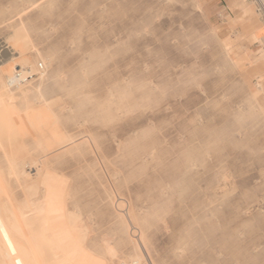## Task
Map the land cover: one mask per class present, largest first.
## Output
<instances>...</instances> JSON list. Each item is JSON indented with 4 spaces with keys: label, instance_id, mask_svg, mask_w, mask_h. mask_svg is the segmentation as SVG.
<instances>
[{
    "label": "rangeland",
    "instance_id": "obj_1",
    "mask_svg": "<svg viewBox=\"0 0 264 264\" xmlns=\"http://www.w3.org/2000/svg\"><path fill=\"white\" fill-rule=\"evenodd\" d=\"M210 3L0 0L7 75L22 60L34 63L23 87L46 74L47 105L32 108L19 141L65 139L22 164L34 177L32 164L47 162V174L68 179L89 246L117 250L108 264H264V123L250 124L247 105L239 111L255 70L232 68ZM191 158L197 166L186 169ZM6 181L22 199L25 189ZM141 231L139 260L131 254Z\"/></svg>",
    "mask_w": 264,
    "mask_h": 264
},
{
    "label": "bare ground",
    "instance_id": "obj_2",
    "mask_svg": "<svg viewBox=\"0 0 264 264\" xmlns=\"http://www.w3.org/2000/svg\"><path fill=\"white\" fill-rule=\"evenodd\" d=\"M250 14L253 11L250 10ZM212 32L222 42L228 62L237 70L231 56L234 46H230V38L221 37L217 27L213 26ZM21 62L23 66L19 71H15L19 68L15 65L10 68L11 75H7L9 61L5 59L0 63V145H10L8 149L0 150V159L5 165L3 170L0 169V199L12 193L6 177L25 189L20 203L9 208L0 203V264H108L109 259L116 256L117 250L105 246L103 253L98 254L89 246L91 229L88 222L77 206L72 209L69 207L68 179L56 170L47 174V162L32 164L38 169L34 177L25 169L28 164H22L31 151L44 153L49 144H63L65 139L62 134H55L32 142L31 147L19 141L20 137L28 133L32 108L37 104L47 105L42 92L46 74L40 73L37 86L30 89L23 87V83L34 76L31 74L34 63L29 60ZM260 84L258 77L244 105L239 107L241 113H244L246 105L252 109V113L246 117L250 124L259 120L264 123V89H260ZM12 86H15L16 92ZM246 119L236 120L240 124L238 133L244 131L242 125ZM197 163L191 158L186 169L196 168ZM120 227L122 233L126 234V224L120 223ZM141 245H145L144 231L139 233L136 240H132L131 255L139 260Z\"/></svg>",
    "mask_w": 264,
    "mask_h": 264
},
{
    "label": "crops",
    "instance_id": "obj_3",
    "mask_svg": "<svg viewBox=\"0 0 264 264\" xmlns=\"http://www.w3.org/2000/svg\"><path fill=\"white\" fill-rule=\"evenodd\" d=\"M250 2L252 1L211 0L207 9L212 11V25L218 28L219 35L229 37L230 46H234L231 56L237 66L236 69L243 73L254 69L252 74L254 82L259 77L261 82L259 87L264 89V28L256 26L257 22L253 18L256 11H253L254 6L252 8ZM250 10L253 11L252 15ZM10 195L0 199V203L7 208L21 201L13 200Z\"/></svg>",
    "mask_w": 264,
    "mask_h": 264
},
{
    "label": "built area",
    "instance_id": "obj_4",
    "mask_svg": "<svg viewBox=\"0 0 264 264\" xmlns=\"http://www.w3.org/2000/svg\"><path fill=\"white\" fill-rule=\"evenodd\" d=\"M256 4V10L264 17V0H253ZM39 69L42 70V65H39ZM16 77H19L18 75Z\"/></svg>",
    "mask_w": 264,
    "mask_h": 264
}]
</instances>
